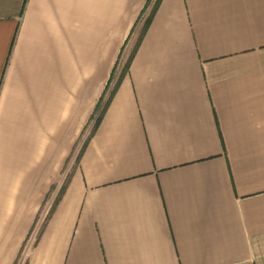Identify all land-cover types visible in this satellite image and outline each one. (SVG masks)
<instances>
[{
	"label": "crops",
	"instance_id": "1",
	"mask_svg": "<svg viewBox=\"0 0 264 264\" xmlns=\"http://www.w3.org/2000/svg\"><path fill=\"white\" fill-rule=\"evenodd\" d=\"M147 1L0 0V264H264V0Z\"/></svg>",
	"mask_w": 264,
	"mask_h": 264
},
{
	"label": "rangeland",
	"instance_id": "2",
	"mask_svg": "<svg viewBox=\"0 0 264 264\" xmlns=\"http://www.w3.org/2000/svg\"><path fill=\"white\" fill-rule=\"evenodd\" d=\"M136 36H137V34H134L133 38L131 39L129 45L126 48L125 53L123 52V55L119 59L118 65H117L116 70H115L114 81L111 84L110 89L113 87V84L117 80L118 76L122 73V71H123V69H124V67L126 65L128 53L130 51L131 45L133 44L134 40L136 39ZM110 89H109V91H110ZM92 129H93V122H91V124L85 129V131L83 132L82 136L80 137V139L78 141L77 148L74 150L73 154H71V156L65 162V166H64V169H63V178H64L63 182L58 187H54L51 190V192L49 193V196L47 197V199L45 200L44 205L41 208L39 221L37 223V226H36V228H35V230H34V232L32 234V237H31L30 241H28V243H32L34 241V239L37 237L38 231H39V229L41 228V226L43 225V223L45 221V218H46L45 213L49 212L50 208L52 207V205L54 203L55 198L60 193L62 185L69 178L70 172L76 167L78 154L81 151L83 143L89 137ZM16 264H24V255L23 254L19 255V259L17 260Z\"/></svg>",
	"mask_w": 264,
	"mask_h": 264
},
{
	"label": "trees",
	"instance_id": "3",
	"mask_svg": "<svg viewBox=\"0 0 264 264\" xmlns=\"http://www.w3.org/2000/svg\"><path fill=\"white\" fill-rule=\"evenodd\" d=\"M160 0H148L147 1V4L145 6V9H143V11L141 12V15L139 16V20L138 21H142L143 22V26H142V31H141V34H140V37H139V40L135 46V49L134 51L137 49L138 47V44L140 42V40L142 39V35L143 33L145 32L146 28L148 27L149 25V22H150V19L153 15V12L155 11L156 7L158 6V3H159ZM153 3V5H152ZM152 5V9L150 10V14L148 16H145V13L147 11V9H149ZM132 55L131 54L128 58H127V61H126V65L122 71V73L118 76L117 80L115 81V83L113 84V87L110 89L111 87V84L113 83L114 81V76H115V70H116V67L118 65V62H119V59H120V56L113 68V71L112 73L110 74V77H109V80H108V84L105 88V90L103 91V94L101 95L96 107H95V110H94V114L91 118L92 122H93V129L91 131V134L96 130V128L98 127L101 119H102V116L106 110V108L108 107L116 89L118 88L119 84L121 83L123 77L126 75V73L128 72V68H129V64H130V61H131V58H132ZM110 89V91H109ZM108 93V94H107ZM86 142V141H85ZM85 144V143H84ZM65 191V185L63 184L62 185V188L60 190V193L59 195L55 198L54 200V203L51 207V210L52 208H54V206L56 205V203L59 201V199L61 198L62 194L64 193ZM50 210V211H51Z\"/></svg>",
	"mask_w": 264,
	"mask_h": 264
}]
</instances>
